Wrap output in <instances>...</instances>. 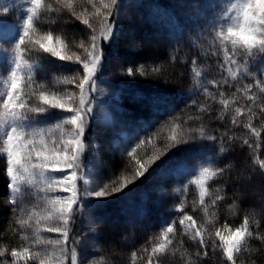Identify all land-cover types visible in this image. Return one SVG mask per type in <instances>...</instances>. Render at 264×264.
Instances as JSON below:
<instances>
[{
    "label": "trees",
    "instance_id": "trees-1",
    "mask_svg": "<svg viewBox=\"0 0 264 264\" xmlns=\"http://www.w3.org/2000/svg\"><path fill=\"white\" fill-rule=\"evenodd\" d=\"M223 1L167 0L169 7L189 19L170 36L165 33L160 44L153 36L143 37L149 30H154L155 37L160 32L156 31L157 23L143 17L142 5L135 0H118L113 9L112 34L107 40L102 39L103 22L91 19L102 56L95 78L112 74L123 77L119 86L124 99L116 106L118 116L112 121L92 118L89 113L80 137L83 151L74 167L79 198L68 231L76 249H87L90 261L86 264H148L152 248L163 242L169 225L174 228V234L169 235L171 244L158 258L152 254L153 264H226L217 247L220 241L215 233L219 230L223 235L235 230L245 217L250 221L252 235L246 239L237 264H264V170L257 163L264 160V115L260 106L253 105L244 93L245 85L256 83L249 73L259 72L260 57L256 61L237 57L239 64L230 66L231 71L236 72V77H232L212 27L223 14ZM94 2L97 7L101 6V0ZM103 2L111 7L110 0ZM46 3L56 11L47 17V23H42V29H51L52 34L61 38L65 55H71L73 62L52 59L50 66L33 71V83L27 88L28 92L38 93L42 87L59 82L70 71L86 74L75 58L86 56L80 45L82 42L89 45L93 33L76 16L92 17L94 9L87 0H73L74 11L66 6L67 0H59V3L46 0ZM222 64L225 67L222 68ZM129 68L134 70L133 75L127 74ZM212 81L219 82L221 87H214ZM158 93L162 96H156ZM252 93L256 94L260 105H264L261 88L254 87L249 95ZM156 97L163 100L158 102ZM222 99L234 102L225 109ZM247 106L255 108L251 123L261 132L260 137L253 136L243 126L248 117L239 124L233 123L235 108ZM44 115L47 113H28V120L39 122ZM111 124H124L137 132L138 142L135 151H129L131 155H121L104 146ZM173 135L183 142L173 147ZM209 137L217 139L213 141ZM94 155L116 183L131 181L128 189L134 190L137 200L132 202L127 215L118 204L130 193L108 201L84 202L85 169ZM189 155L202 168L224 170L222 175L206 182L209 195L205 197L204 206L200 204V187L196 180L187 181L184 175L182 157ZM157 156L161 157L153 163ZM140 164L148 170L136 178ZM7 167L6 157L0 154V253H3L0 264H14L13 248L30 247L33 253L42 255L55 251L59 256V250L47 243L54 239L46 232V226L40 227L37 236L34 218L29 220L31 227L20 224V220H28L29 216L23 209V201L16 195L19 206L14 208L10 203L13 194ZM117 192L111 193L113 198ZM217 196L220 199L213 204ZM119 198L120 201H116ZM85 210L95 225L89 237L85 236ZM185 215L191 216L196 227L203 230L208 241L207 256L192 238V229L186 230L179 223ZM37 239L44 243L35 244ZM65 251L68 255L63 264H71V247ZM15 264H25V261L21 259ZM27 264H39V261L30 260ZM54 264L59 262L54 261Z\"/></svg>",
    "mask_w": 264,
    "mask_h": 264
},
{
    "label": "snow or ice",
    "instance_id": "snow-or-ice-1",
    "mask_svg": "<svg viewBox=\"0 0 264 264\" xmlns=\"http://www.w3.org/2000/svg\"><path fill=\"white\" fill-rule=\"evenodd\" d=\"M118 0H110V5L104 3L101 0V6L97 7L94 0H87V3L92 6L94 12L92 17L87 16H76V19L80 20L81 23L86 25L89 30L92 31L89 45L81 43L80 47L84 49L86 56H76L75 62L82 64L85 71V75L82 80L77 84L79 89V101L75 99V93H65L68 99H57L55 97L49 98V96L43 92L38 93L33 90L31 92L24 91L29 88L33 83L32 79V66L23 60V55L28 49L29 44H35L45 53H50L52 56L66 61H72L71 55H61L56 44L50 43L53 40V34L49 31L44 36L32 40L30 33L33 31L35 21L46 12L56 11L50 5L44 3V0H29V7L27 9L28 15L24 18L22 24V33L17 41L14 43V66L9 72L10 75V86L8 87L5 96H0V117L5 121L6 131L4 133V143L7 146V174L11 177V192L13 198L10 203L15 207H18V201L15 199V194L20 192L19 182L28 180L31 183L32 178L35 175L44 177L46 171H71V181L69 177L64 175L62 179L53 180L49 182L45 180L44 183L47 185V191H53V185H62L69 191L71 195L64 197L61 195H52L47 198V203L50 208L47 209V215L39 216L38 213L29 215L28 220H20V224L27 228L29 220L34 217L35 228L37 236H39V226L41 224L50 225L47 227V232L57 233L62 239H56L54 241H48L47 243L54 245L55 249L59 250V256L55 254V251L51 255H42L40 252L33 253L30 247H24L22 250L15 248L11 251V257L13 258L14 264L16 261L23 259L25 264L30 260H38L39 264H54V261L63 264V261L67 259V252L65 249L71 247V264H77L78 256L74 246V238H72L68 231V224L73 216L74 206L77 204L78 195L75 190L77 174L76 171L72 170L76 165V161L79 158V154L83 151V145L80 137L83 135L85 127V118L87 114L92 110L91 101H86L85 90L86 85L90 86L93 90L95 87V81L93 79L97 67L102 59L100 54V46L97 44V37L94 34L95 30L91 23V19H99L105 25L102 39L107 40L112 34L114 25L113 9L117 4ZM59 3V0H57ZM66 6L69 9H73V0H67ZM7 9H3V12H7ZM74 11V9H73ZM75 14V12H74ZM213 31L215 33L214 38L219 41V46L223 48V60L227 62L229 71L233 78L236 77V72L231 71L233 65L239 64V59H245L247 61H256L258 57L264 54V0H235L231 2L225 9L220 19L213 23ZM27 37V40H26ZM59 42V38H56ZM62 43V42H60ZM221 67H225L224 64ZM28 69L29 76L25 79L21 74ZM128 75H133L134 70L129 68L127 71ZM256 83L255 85H245L244 93L248 100L253 105L260 106L261 114L264 115V105H260L255 93L249 95L254 87L261 88V92L264 93V69L260 70L257 74H251ZM23 82V87L21 86ZM212 85L216 88L221 87V84L217 81H212ZM227 84V81H224ZM38 95L40 101L35 107L32 106V99ZM223 97V93H220ZM234 101L228 99H222L221 103L225 109H228L230 104ZM47 108H58L64 111L73 113L64 122L70 124L73 127L71 131V139L63 140L62 144L60 140L55 141L52 147H49L44 138V130L41 128L31 127L26 128L21 123L23 120L28 119V113H40L46 111ZM255 115V108L253 106H247L246 108L236 107L235 115L233 116V123L239 124L243 121V118L248 117V122L243 124L249 132L255 136L260 137L261 132L252 125L251 118ZM60 127V125H57ZM30 129V130H29ZM203 133H201L202 135ZM38 138V139H37ZM211 140H216V137H209ZM172 146L174 147L177 143H182L181 139H178L176 135L171 137ZM143 143V141H141ZM247 144V140L245 141ZM59 145V146H58ZM133 152L135 149L132 150ZM166 153V152H165ZM164 153V154H165ZM131 155V153H129ZM163 154V155H164ZM161 155V156H163ZM161 156H157L153 163ZM139 164V161H137ZM259 167L264 170V160L257 161ZM63 164L65 167L60 168L58 165ZM22 170V171H21ZM148 168H145L143 164H140L139 169L136 172V178L143 175ZM223 169L217 168L214 171L208 167H204L200 177L196 180V183L200 187V204L204 206L205 197L209 195L205 184L212 177L216 175H222ZM122 184L120 188H113L112 193L119 191L125 187L128 183ZM106 187V186H105ZM95 195L97 197H103L110 195L104 188H101L94 193L86 192V195ZM220 197H216L213 200V204L219 200ZM187 221V223H185ZM185 229H192L191 235L194 240H197L205 256L208 254V241L204 237L203 230L196 227L195 221L191 216L185 215L179 222ZM174 234V228L169 225L165 229L163 242L158 243L152 248V254H156L157 258L159 254H164L167 250L171 240L169 235ZM215 235L219 238V245L217 247L223 253L226 264H237V259L244 248L246 239L251 237L252 232L250 231V221L245 217L242 225L230 232L229 235H222L219 230L216 231ZM69 241H73V244H69ZM35 244L40 245L44 243L40 239L34 241ZM150 254L148 257V264H153V255ZM3 255V253H0Z\"/></svg>",
    "mask_w": 264,
    "mask_h": 264
},
{
    "label": "rangeland",
    "instance_id": "rangeland-1",
    "mask_svg": "<svg viewBox=\"0 0 264 264\" xmlns=\"http://www.w3.org/2000/svg\"><path fill=\"white\" fill-rule=\"evenodd\" d=\"M137 4L142 5V11L144 13L143 17H149L151 21H154V24H158L156 31L160 32L159 36H154V30H149L146 32L143 37L149 38L154 37L155 42L160 44L164 38L165 33H168V36L175 33L176 28L179 29L180 25L188 20L189 17L183 13L175 11L173 8L169 7L167 4V0H135ZM204 1V0H202ZM183 4L184 1H181ZM231 2H235V0H224L223 4L226 8ZM46 3V0H44ZM47 4V3H46ZM49 5V4H48ZM29 7V0H0V96H5L10 86V75L9 72L14 66V43L20 37L22 33V24L24 22V18L28 15L27 9ZM3 9H7V12H3ZM199 10V9H197ZM198 12V11H197ZM52 13L46 12L40 15V17L35 21L33 31L30 33L31 39L34 41L45 34L48 33L49 30L42 29V23H47V17ZM184 24V23H183ZM57 36L53 33V40L50 42L52 44H56L61 55H65V50L62 45L61 38H59V42L57 41ZM27 40V37H26ZM52 59H58L52 56L50 53H45L39 49V47L35 44H29L28 49L25 51L23 55V60H26L29 65L32 66V72L36 70H43L48 65H51ZM259 71L264 69V54L260 56L259 63ZM69 72V71H68ZM96 74V73H95ZM25 79L29 76L28 69L25 70L21 74ZM116 74L104 76L101 75L99 78L93 77L95 81L94 90L86 85L85 90V99L86 101L90 100L92 104V110L89 112L92 114V118L96 116L102 119L103 121H112L117 118L118 112L116 106L121 103L122 92L119 86L123 82V77H115ZM84 75L77 74V71L67 73V75L63 79H59V82H56L52 85H48L42 87L41 90L45 92L49 98H57L66 100L68 97L65 93H75V99L79 101V89L77 88V84L82 80ZM23 87V82L22 85ZM28 89H24L27 91ZM28 92V91H27ZM155 93L157 91H154ZM156 96H162L161 93H158ZM156 97V99H158ZM163 99H158V102H161ZM34 102L35 107L40 103L38 99V95L33 97L31 103ZM44 113V118L41 121L36 122L35 120H23L21 123L26 128L36 127L44 130V138L46 143H48L49 147H52V144L60 140L61 144L63 140L71 139V131L74 126L65 123L64 121L69 118L73 113L64 111L58 108H47ZM88 113V114H89ZM85 118V123L88 118ZM28 115V114H27ZM60 125V127H57ZM106 129V128H105ZM108 133L104 139V146L111 148L114 152L120 153L121 155L128 154L129 151H132L137 145L138 134L134 129H130L129 127L122 125L111 124L108 126ZM30 130V129H29ZM6 131L5 121L2 117H0V154L6 157L7 159V151L6 145L4 143L5 136L4 133ZM38 139V138H37ZM59 146V145H58ZM183 156V168H185L186 173L184 175L187 176L186 180H197L200 177V174L203 170L201 164L197 161H193L191 159L192 155ZM102 161L94 155L91 157L89 163L85 169V190L86 192L94 193L95 191L104 188L108 193L112 190L113 187L119 188L123 182L116 183L111 177L109 178L103 168L100 166ZM60 168H64L63 164L58 165ZM72 170L75 171L73 168ZM184 170V169H183ZM22 171V170H21ZM64 175L69 177V182L71 181V171H56L50 172L46 171L44 177H40L38 174L32 178L31 183L28 180H23L19 182L20 192L16 193V198L21 199L24 204V211L28 214L38 213L39 216L47 215V209L50 208V205L47 203V198L52 195H61L64 197L70 196L71 191L66 189L62 185H53V191H47V185L44 183L45 180L49 182L53 180L62 179ZM10 177V176H9ZM11 179V177H10ZM131 179V178H130ZM127 180V179H126ZM125 181V180H124ZM130 181V180H128ZM130 184H127L123 187L119 192H117L114 198L112 194L105 195L103 197H97L93 195H85L84 202L91 203L97 201H108L111 199H115L125 193H130V195L126 196L119 204L118 207L121 211H123L124 215H127L130 211V206L132 202L136 199L137 195L135 194L133 189H128ZM106 186V187H105ZM77 183L75 185V190L77 191ZM116 201H120L116 199ZM89 213L85 210L86 216V229L85 236L89 237L91 235V230L94 228V224L92 223V219H89ZM39 217H34V220ZM41 226L49 227L50 225L41 224ZM235 231V230H232ZM229 231L224 233L223 235L227 236L230 234ZM47 232V230H46ZM49 235L54 239H62L57 233H49ZM78 262L77 264H86L90 261L89 253L87 249H76Z\"/></svg>",
    "mask_w": 264,
    "mask_h": 264
}]
</instances>
